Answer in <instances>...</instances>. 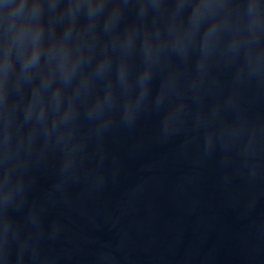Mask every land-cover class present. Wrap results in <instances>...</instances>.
I'll list each match as a JSON object with an SVG mask.
<instances>
[{
  "label": "water",
  "instance_id": "95a60500",
  "mask_svg": "<svg viewBox=\"0 0 264 264\" xmlns=\"http://www.w3.org/2000/svg\"><path fill=\"white\" fill-rule=\"evenodd\" d=\"M0 264H264V0H0Z\"/></svg>",
  "mask_w": 264,
  "mask_h": 264
}]
</instances>
